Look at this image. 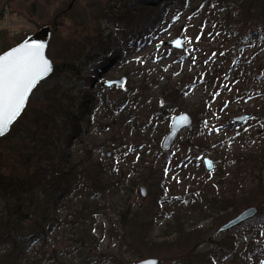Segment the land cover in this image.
<instances>
[{"label": "rangeland", "instance_id": "374dc122", "mask_svg": "<svg viewBox=\"0 0 264 264\" xmlns=\"http://www.w3.org/2000/svg\"><path fill=\"white\" fill-rule=\"evenodd\" d=\"M70 1L0 0V51L2 44L14 46L40 27L53 25L57 18L58 26L52 32L47 54L53 64H57L68 57V46L76 54L83 51L78 56L75 54V61L68 57L78 75L69 71L55 76L51 73L38 83L29 100L41 99L46 89L58 83L69 89L79 97L76 110L84 129L83 139L76 145L75 152L79 156L80 151L92 150L104 159L119 162L137 183L125 205L115 194L107 195L106 199L96 197L101 207L89 213L82 211L79 199L71 201L55 212L61 217L49 233L48 244L43 247L41 242H36L34 249L60 264L61 252L66 247L85 242L77 234L76 226L87 219L92 223L95 240L97 238V242H86L93 253L109 248L117 252V256H125L126 247H122L124 243L120 240L123 227L118 206L121 210L127 205L138 208L144 220L146 215L152 216L159 210L155 203L161 207L160 215L154 217L147 232L152 242L164 244H151L150 247L133 244L135 253L129 258L130 264L147 258H157L158 264L176 261H181L177 264H193L197 255L198 261L206 258L203 256L206 251L214 252L221 242L234 236H252L247 240L255 242L258 239L264 243V216L257 221L260 225L256 228L250 226L252 222L241 226L255 216L219 232L222 225L248 207H256L258 215L264 192L258 194L251 205L244 204L227 216L204 218L210 210L203 213L209 206L205 200L218 196L221 186H214V182L221 171L234 188H239L242 182L253 186L260 178L264 180V154L258 157L263 164L262 172L250 167L234 168L237 162L234 163L233 158L240 151L264 145V47L256 42V34L261 39L264 37V20H258L264 18L263 0H245L244 3L236 0L231 7L236 18L227 34L219 30V19H228L229 15L223 0H76L71 9L64 11ZM254 26H258L255 35L250 34ZM178 36L183 38L182 48L168 43ZM109 58H112L111 63L104 64ZM244 61V73L254 77L245 82L247 87L254 83L255 89H259L251 97L237 91L242 88L243 80L234 72ZM212 68L216 69L210 81L198 78L197 75L206 76ZM122 76L127 78L122 86L109 88L102 84ZM127 88L135 95L120 101L119 96ZM169 89L177 95V100L170 102L174 107L160 104L164 92ZM85 94L93 98L81 106L79 103L84 101ZM94 102L97 106L101 102L99 110ZM117 104L123 105L121 111H130L129 118L140 122V126L134 129L129 125L125 130L121 123L112 126L113 107ZM95 110L96 113H89ZM180 111H188L193 124L182 130L175 144L165 150L162 140L169 131L170 119ZM244 113L252 116L240 124L232 123L235 116ZM201 129L209 133L194 138L193 134ZM70 135V131L65 130L59 138L67 150ZM158 136L160 139L156 141ZM179 139L181 141L177 142ZM123 140H129L126 147ZM103 144L107 145L98 152ZM115 145L121 147L116 155ZM198 148L206 152L201 154ZM109 151L111 155L107 156ZM205 156L214 160V168L210 171L205 166ZM163 162L165 172H162ZM150 163L157 170L145 173L144 165ZM141 185L146 186L145 196L141 194ZM226 194L229 193L226 191ZM175 228L184 229L188 235L180 239ZM178 239L179 242L175 241ZM254 251L261 255L255 264H264V246ZM213 261L214 264L242 262L240 257L216 252Z\"/></svg>", "mask_w": 264, "mask_h": 264}, {"label": "trees", "instance_id": "16d2710c", "mask_svg": "<svg viewBox=\"0 0 264 264\" xmlns=\"http://www.w3.org/2000/svg\"><path fill=\"white\" fill-rule=\"evenodd\" d=\"M240 1L244 3L245 0ZM223 2L228 8L229 15L228 19H219V30L227 34L228 31L232 30L230 28L231 22L236 18L231 12V7L236 0H223ZM262 2L261 6L264 7V0ZM258 20L263 21L264 18ZM257 31L258 26H254L250 34L255 35L254 33ZM256 35V42H259V47H264V37L261 39L259 34ZM22 40L23 38L18 40L17 43ZM12 46L2 44L0 53ZM67 51L69 52L68 57H73L75 61V50L68 46ZM82 52H78L76 55L78 56ZM68 57L63 59L61 63L54 64L52 72L54 76L64 71L78 75L75 73ZM244 65L245 61L234 72L240 74L238 76L240 80H243L242 88L237 91L238 93L241 92V95L251 97L259 89H255L253 82L252 86L247 87L245 82L254 77H251L250 73H244ZM214 69L216 68L206 72V76L204 74L197 76L202 80L210 81L209 78L213 77L212 72ZM164 94L165 97L160 104L174 107L170 102L177 100L176 92L169 89ZM128 95L134 96L135 92L131 88H127L118 99L121 101ZM92 98L85 94L83 96L84 101L79 104L84 106V102H90ZM78 100L79 97L73 95L69 89L59 83L55 84L44 91L41 99L32 102L29 100L23 113L13 123L11 130L0 138V264H55L53 257L46 258L42 256L33 246L36 242H41L43 247L48 244L49 233L61 217L55 212L68 206L71 201L79 199L82 211L86 210L89 213L94 212L95 208L101 207V203L96 201V197L106 199L107 195L112 194L113 196L115 194L114 196L119 197L124 205L128 202V195L137 183L131 178L130 172H126L124 168H121L119 162L104 159L102 155L95 154L92 150L80 151L79 156L74 150L84 136V129L81 125L82 119L76 110ZM95 104L94 102L93 105ZM100 105L101 102H99ZM99 106L96 104V109L99 110ZM122 106V104L114 105V112L112 113L114 121L111 125L114 126L116 122L121 123L123 130L129 125H132L134 129L136 126H140V122L129 118L130 111H121ZM96 111L89 113L94 114ZM256 113L260 115L261 111ZM65 130L70 131L71 134L70 140L67 142L68 150L59 142L61 133ZM208 133L206 129H201L194 133L193 137L199 139V137L206 136ZM159 139L160 136L155 140L159 141ZM180 141L181 139L177 142ZM123 142L125 143L124 147H126L129 140H123ZM106 145L99 146L98 152ZM114 147V154L116 155L121 147L117 145ZM198 150L201 154L206 152L204 149L200 150L198 148ZM263 154L264 145H259L257 148L249 149L246 152L240 151L233 156L234 163L237 162L234 168L241 167V169H245L250 167L262 172L263 164L259 163L258 157ZM221 157L222 155L218 159H221ZM85 164L86 167H83ZM163 167L162 172H165V163ZM156 170L157 167L150 163L149 166L144 165L143 171L154 173ZM217 178L218 180L214 182V186H221V188L218 190V196L216 194L205 200V203L209 206L204 209L203 213L205 214L208 210L210 212L205 214L206 217L204 218L215 217L216 215L227 216L232 210H237L244 204L251 205L258 194L264 192V180L262 178L253 186L242 182L239 188H234L222 171ZM226 191L230 195L226 194ZM155 204L159 210L155 211L152 216L146 215L144 220L139 215L138 208L127 205L126 209L121 210L117 205V211L121 212L119 221L123 227V233L120 232V235L123 236L120 240L124 243L122 247H126L127 251L125 256H121L122 258L120 255L117 256V252L115 253L109 248L103 252L93 253V248L86 243L95 240L92 233V223L87 219H83L78 222L76 231L85 242L79 246L66 247L61 252L63 258L60 264H130L129 258H132L135 253L133 244L146 247H150L151 244L163 245L164 242H152L147 232L150 230V224L154 222V217L160 215L161 207L157 203ZM260 209V213L254 219L241 226L252 222L250 226L258 227L260 224H257V221L261 216H264V201L260 203ZM114 210L116 209L114 208ZM175 229L179 231L180 239L188 235L182 228ZM251 237L241 235L228 238V240L221 242L214 252L206 251L203 254L206 258L202 257L198 261L200 257L197 255L194 261L196 263L193 264H214L215 252L219 255H231L233 258L240 257L242 261L240 264H255L261 255H256L254 250L261 249L264 243H260L258 239L255 242L247 240ZM95 241L97 242V238ZM175 241L179 242V239ZM180 262L176 261L174 264Z\"/></svg>", "mask_w": 264, "mask_h": 264}, {"label": "snow or ice", "instance_id": "6c2138e0", "mask_svg": "<svg viewBox=\"0 0 264 264\" xmlns=\"http://www.w3.org/2000/svg\"><path fill=\"white\" fill-rule=\"evenodd\" d=\"M174 43L176 46L181 45L180 40ZM44 50L45 44L33 42L0 55V136L6 134L19 117L33 88L52 71ZM188 122L187 116L181 117L179 121L181 124Z\"/></svg>", "mask_w": 264, "mask_h": 264}, {"label": "water", "instance_id": "95a60500", "mask_svg": "<svg viewBox=\"0 0 264 264\" xmlns=\"http://www.w3.org/2000/svg\"><path fill=\"white\" fill-rule=\"evenodd\" d=\"M75 2H76V0H71L69 5L67 6V8L64 11L71 9ZM57 26H58L57 25V18H55L53 25L46 24V25L40 27L38 30L28 34L26 36V38H24L18 44L14 45V46L10 47L9 49H7V50L3 51L2 53H0V55H4L7 52L11 51L12 49H14V48H16L18 46H21V45H23L25 43H33V42L34 43H43V44H45V50H44L45 57L51 62L52 71H53L54 64L52 62V59L48 56L47 50H48V46H49V41H50L51 36H52V32ZM176 40H180L181 41V45L180 46H176L175 45L174 42ZM168 43L174 48H182L183 47V38L178 36L174 40H172V41H170ZM52 71L47 76H49L52 73ZM46 77H44V78H46ZM44 78H42L40 81H42ZM126 79L127 78L125 76H122V77H120L118 79L105 80L102 84H103V86H106V87H109V88L114 86V85L115 86H122L126 82ZM38 83H37V85H38ZM36 86L33 88L31 93L29 94V97H28V99H27V101L25 103V107L27 106V103H28V101H29L34 89L36 88ZM25 107L23 108L21 114L23 113ZM183 116H187L188 117V121L189 122L187 124L179 123L181 117H183ZM251 116L252 115L249 114V113H247V114L244 113V114L237 115V116H235L233 118L232 123H239L240 124V123L246 121ZM13 123L10 125L9 131L11 130V127H12ZM192 124H193V117L188 111H180V112H178L176 114H173L171 119H170V123H169V131L166 133V135L164 136V138L162 140V148L165 149V150L170 149L173 146V144H175V142H176L179 134L182 132V130L190 128L192 126ZM6 134H4L3 136H5ZM3 136H0V138L3 137ZM110 155H111V152L110 151L107 152V156H110ZM209 162H211V166L209 165ZM204 163H205L206 168L209 171L214 168V160L212 158H210L208 156H205L204 157ZM140 191H141L142 196H145L147 194L146 186L145 185H141L140 186ZM257 213H258V209L256 207H254V206L253 207H248L245 210H243L242 212H240L237 216L233 217L232 219L228 220L224 225H222L220 227V229H219V232L227 231V230H229V229H231V228H233V227H235V226H237V225H239V224H241L243 222H246V221L254 218L257 215ZM150 261H155L156 264L159 263V260L157 258H147V259L140 260V261L136 262L135 264H145V262H150Z\"/></svg>", "mask_w": 264, "mask_h": 264}, {"label": "bare ground", "instance_id": "6f19581e", "mask_svg": "<svg viewBox=\"0 0 264 264\" xmlns=\"http://www.w3.org/2000/svg\"><path fill=\"white\" fill-rule=\"evenodd\" d=\"M111 61H112V58H109L108 60H106V63H104V64H109V63H111Z\"/></svg>", "mask_w": 264, "mask_h": 264}]
</instances>
